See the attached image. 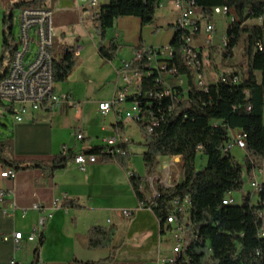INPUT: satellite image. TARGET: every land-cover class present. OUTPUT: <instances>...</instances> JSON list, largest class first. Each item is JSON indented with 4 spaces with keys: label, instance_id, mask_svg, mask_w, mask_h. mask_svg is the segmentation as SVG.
Wrapping results in <instances>:
<instances>
[{
    "label": "trees",
    "instance_id": "obj_1",
    "mask_svg": "<svg viewBox=\"0 0 264 264\" xmlns=\"http://www.w3.org/2000/svg\"><path fill=\"white\" fill-rule=\"evenodd\" d=\"M44 4L46 0H31ZM161 0H110L100 8L96 19V31L101 39L99 54L105 61L112 60L118 46L111 42L109 47L102 43L108 29L116 20L123 17H137L143 26L153 24ZM205 17L212 18L213 9L217 6L231 8L236 19L229 22L226 29V47L223 49V60L231 61L233 51L246 35V48L249 55L247 75L239 71L240 65L230 72L217 75L215 81L208 79L209 66L202 68L198 74V83L194 69L189 66L182 54L186 44V30L175 25V33L170 42L174 47V56L167 58L170 67H176L175 75L186 80V94L174 99L157 100L155 111L163 115L160 125L152 132L143 130L146 151L143 161L150 175L161 157L182 156L184 177L172 188L156 185L159 196L146 200L143 184L146 177L133 172L130 182L137 199L150 207L163 225L172 207L173 200L185 197V213L179 216L183 223L189 243L182 247V257L174 264H264V240L258 236L261 224L258 211L264 210V183L253 202L252 193L243 196L242 204L224 203L228 194L241 191L244 186V172L253 177V171L260 169L264 161V25H248L250 19H264V0H188ZM3 24L8 26L3 32V47L6 50L1 62L8 60L4 72L9 67L11 58L18 47L10 44L12 37V13H4ZM199 24V22H197ZM197 35H193V39ZM263 45V49L258 48ZM78 61L74 51L67 46L60 59H54L53 74L55 83L68 80ZM150 64L149 54L137 53L129 61L127 71L141 74L144 84L146 71ZM4 74V73H3ZM3 74H0V79ZM205 78L208 88L205 91ZM178 92H182L178 88ZM181 94V93H180ZM138 100L144 102V95ZM172 110L169 111V107ZM15 113L13 106H7ZM159 108L162 110L159 112ZM116 132L123 136V123L114 125ZM143 129V126L140 125ZM241 129L245 135V156L238 162L231 152L224 153V145L231 139L230 130ZM131 140H122L119 148L124 154L105 157L106 162L115 161L128 169L131 159L129 146ZM105 146H95L87 153L98 154ZM12 146L8 141H0V162L12 167L15 171L40 169L44 175L53 178L58 170L67 168L76 157V153L55 155L52 160L15 161L10 157ZM187 216V217H186ZM115 229L102 226L92 227L89 231L88 247L92 249L112 248L111 256L100 261H80L74 259L70 264H115L116 248L113 247ZM44 242L43 233L35 250L31 264L40 263V248ZM186 257V258H185Z\"/></svg>",
    "mask_w": 264,
    "mask_h": 264
},
{
    "label": "crops",
    "instance_id": "obj_2",
    "mask_svg": "<svg viewBox=\"0 0 264 264\" xmlns=\"http://www.w3.org/2000/svg\"><path fill=\"white\" fill-rule=\"evenodd\" d=\"M109 1L97 0V6L89 8V2L55 0L54 8L60 11L77 10L81 20L94 27L100 8ZM178 14L176 3L165 0L159 7L153 24L143 26L137 17H123L108 29L102 44L109 47L110 43L114 42L118 51L112 60L103 62L99 57L98 63L111 67L109 77L116 81L113 95L116 87L123 84V73H129L122 69L123 62L131 61L135 50L140 47L169 45L175 33L173 25ZM216 18L227 27L228 18ZM246 24L264 25V20L250 19ZM58 28V31L55 30L56 34L64 37L63 26ZM217 32V36L220 35L221 31ZM222 34L224 35L225 31ZM205 37V32L201 29L193 44L203 48ZM217 44L219 43L214 42L213 46ZM210 47L209 53L215 51V48ZM73 51L75 58L84 52L80 44ZM84 64L85 61L80 63L79 67ZM230 68L234 67L229 66L228 69ZM4 69H0V74L5 73ZM137 84H141L140 75H137ZM64 85L65 83H56V92L62 96L72 95L81 103L80 108L62 103L57 109L45 107L38 111L29 110L21 121H17L14 114L8 110L9 105L0 102V141H8L11 144L10 157L13 160L50 161L64 148L68 153L79 154L95 146H102L105 138L115 139V134L118 133L114 125L118 123L124 124L122 137L128 139V119L118 120L119 116L115 113L103 119L99 112V103L109 101L112 97L98 101L87 111L88 103L80 100L71 89L61 90ZM120 107L126 109L128 105L122 104ZM93 112L101 120L100 132L88 116ZM6 116L12 117L10 125L2 123ZM81 128L84 139L78 140L76 131ZM240 132L241 129H232V133L236 135ZM231 154L239 162L246 153L234 147ZM180 163L183 164V158ZM7 168L12 167L0 162V190L4 192V197L0 199V264L32 263L39 244V237H32V233L42 219L45 220L42 227L44 242L40 248L39 264H70L74 259L84 262L108 259L112 248L88 247L89 231L95 226L115 229V264H162L160 258L172 253L176 244L172 232L175 224H166L164 219L162 225L151 208L139 202L129 177L131 172H135L131 167V159L128 169H124L115 161L106 162L103 159L89 165L86 170H81L73 160L67 168L58 170L52 179L40 169L19 170L13 178H3L1 173ZM253 176L256 177V173H253ZM123 209L135 210L134 217L126 220L122 215ZM16 231L22 232L19 242L13 237Z\"/></svg>",
    "mask_w": 264,
    "mask_h": 264
},
{
    "label": "built area",
    "instance_id": "obj_3",
    "mask_svg": "<svg viewBox=\"0 0 264 264\" xmlns=\"http://www.w3.org/2000/svg\"><path fill=\"white\" fill-rule=\"evenodd\" d=\"M78 2H89V8L97 6V0H77ZM165 0L160 1V6L163 5ZM176 3L179 10L178 17L175 22H180V27L188 32L185 36L186 44L182 48V54L186 63L191 66L196 75V81L198 83V74H202V68L210 66L208 61L207 48L214 45L216 37L215 29L208 28V21L199 19V15H191V9H188V0H172ZM221 18H228V22H232L236 19L233 10L227 6H217L213 9V16ZM53 11L42 6V9H28L24 12H20V43L23 45V49L16 52V60L10 62L8 69L6 70V78H1L2 88H0V102L9 106H13L15 109V119L21 121L23 116L29 111H38L49 107L50 109H57L62 103H66L70 107L80 108L81 103L75 100L72 95H60L56 92V83L54 82L53 74V62H44L40 60V52H53L54 45L53 40L56 36V31L52 24ZM199 22V24L197 23ZM204 27V28H203ZM201 29L205 32V46L203 48L196 47L193 44V35H198ZM35 42L37 45V53L33 56V59L27 62L29 53L31 52V44ZM227 45H224L223 37L219 43V49L222 52ZM260 50L263 49L262 44H258ZM136 53L149 54L150 64L146 71L144 84H137V71L124 72L122 76L123 84L116 87L112 99L99 103V112L104 119L111 113L119 116L118 120L126 118L131 119L138 124V117H134V109H131V101L136 99L137 95H144V109L143 115L150 116L151 124H154L156 129L163 115L156 112L155 105L158 100L159 103L164 98L174 99L180 95L186 94V87L181 84V77L173 75V68L167 64V56H163V46H143L135 50ZM129 61L123 62L122 69L128 66ZM127 71V70H126ZM230 72L231 69H226ZM122 75V74H121ZM219 80V79H216ZM178 88H181L182 92H178ZM208 88V81L205 78V91ZM40 91H48V98L39 99ZM181 93V94H180ZM122 104H127L126 109H121ZM131 109V110H130ZM159 112L162 110L158 109ZM172 110V106L169 107V111ZM231 139L224 145L223 152L228 153L234 147L243 150L242 131L239 134L232 133L230 130ZM76 138L78 140L84 139V132L81 129H77ZM126 141L119 134H115V139L105 138L104 148L98 154L81 152L76 154L74 159L75 164L81 169L86 168L94 163L103 160L105 157L114 154H124L125 151L119 148L121 141ZM128 140V139H127ZM64 154H68L66 148L62 151ZM166 157L160 158L163 161ZM257 169L253 171L255 172ZM13 168H7L2 173L3 178H13L15 175ZM130 174H133L131 172ZM251 178V177H250ZM250 185L253 186V194L256 195L257 185H263L256 177L250 179ZM159 196L157 191H154L152 198ZM4 197V192L0 190V199ZM151 198V199H152ZM150 199V200H151ZM253 199V198H252ZM235 200L232 194H228L223 200ZM254 200V199H253ZM143 205V204H142ZM8 214L7 211H5ZM185 212V197L173 200L172 207L168 209V215L165 218L166 224H175L172 230L176 244L170 255L160 258L162 264H174L180 257H182V225L177 223L179 216L184 215ZM135 210L123 209L122 215L126 220L134 217ZM261 224L258 229V236L264 240V210L258 211ZM45 220L42 219L33 229L32 237L40 238L42 234V227ZM16 242L22 239V232L16 231L13 234ZM18 246V244L16 243ZM186 258V257H185ZM14 263V262H13Z\"/></svg>",
    "mask_w": 264,
    "mask_h": 264
},
{
    "label": "rangeland",
    "instance_id": "obj_4",
    "mask_svg": "<svg viewBox=\"0 0 264 264\" xmlns=\"http://www.w3.org/2000/svg\"><path fill=\"white\" fill-rule=\"evenodd\" d=\"M54 5L55 0H46L44 4L34 3L31 0H0V58L6 52L3 47V32L7 30L8 26H4L2 21L4 13H12L13 15L12 37L10 38V44L12 46L18 47L19 50H22L23 45L20 43V12H22L25 7H51L53 10V27L56 31H58V27L63 26V30L65 32L64 37H62L61 34H56V36L54 37V49L52 52L54 58L59 59L63 55L64 50L67 46H70L71 50L73 51L76 49L78 44H80L84 51L80 57H74L76 61H79V63L75 67L73 73L70 75L71 77L68 78L67 81L63 82L65 83L63 88L60 89H71L72 92L78 98H80V100L88 103V111L89 109H92L93 105L98 101L102 99H111V97L113 96V88L116 81L113 78L109 77L111 67L109 65L107 66V64L104 66L103 63H98V59L102 57L98 52V45L101 39L97 34L96 26L93 27V25L87 22L84 23L81 20L79 11L77 10L60 11L56 10L54 8ZM216 17H214V19H212L211 21L214 23L216 36L218 33L217 31H221V33L220 35L215 37L214 42L220 43L221 38L223 37L222 33L226 29V24L224 26V23ZM245 40L246 35L243 34L238 44L236 45L233 51V56L230 59L231 61L229 62L226 59L223 60L222 53L218 47L219 44H217L216 46H212L213 48H215V51H211L210 53L208 52L210 51L208 50L209 47L206 49V54H208L209 58L208 61L210 62L209 73L207 75L210 81H215L219 73L222 74L226 72L225 70L228 69L226 65L231 64L240 65L239 71H242L243 75H247V72L249 70V55L246 48ZM167 46L168 44L164 45L163 48ZM37 50L38 48L36 43L32 42L31 52L29 53L27 62L33 59V56L35 55V53H37ZM7 61L8 60L5 58L4 63H2L0 59L1 70H3V67H6ZM83 61H85V64L79 67V64L83 63ZM103 62L107 61L103 59ZM88 116L90 117L91 123L94 125L96 130L100 132V118L96 115L95 112L90 115L88 114ZM11 121L12 117L6 116L2 123L4 125H10ZM127 122V138L132 141V144L129 146L131 156V167L135 170V173L139 174L140 176L146 177L147 182L143 184V190L146 198L151 199L154 194V191H156L155 187L157 184H161L165 188H172L183 179L184 168L183 164L180 163L182 162V158L178 156H172L164 159L163 161H159V163L155 167V171L149 175L147 173L143 161V152L146 151L145 146H143V129L139 128L140 125L138 124V126L131 119H128ZM243 158L244 157L240 158V163L243 162ZM255 173L256 179L260 183H264V161L261 164L260 169H257ZM251 178L250 175L247 174V172H244L243 189L241 191H236L232 193L235 199L233 200L234 203L237 202L238 204H242L243 196L248 193H252L253 189L250 185ZM252 198L254 199L253 202H255L258 197L257 195H254ZM182 239L183 245H187L189 243V238L186 230L182 231Z\"/></svg>",
    "mask_w": 264,
    "mask_h": 264
},
{
    "label": "bare ground",
    "instance_id": "obj_5",
    "mask_svg": "<svg viewBox=\"0 0 264 264\" xmlns=\"http://www.w3.org/2000/svg\"><path fill=\"white\" fill-rule=\"evenodd\" d=\"M28 9H42V7H38V8L25 7L22 12ZM188 9H191V15H199V19H204V21H208L209 29H214V23L211 21L212 19L203 16L196 9L193 2L188 1ZM174 25L183 30V28L180 27V22H175ZM226 39H227L226 35L224 34L223 35L224 45H226ZM16 52H19V48H17L16 51L14 52L10 62H14V60H16ZM163 56H167V58L169 59L172 58L174 56V47L169 44L167 47L163 48ZM40 60H44V62H53L52 52H40ZM173 75H175V69L173 70ZM2 78H6V72L3 74ZM184 79L183 77H181V84H183L186 87L187 83ZM0 88H2V81H0ZM137 97H139V95L136 96V99H134V101H131V109H134V117H138V124L143 126V130L146 133H152L155 130L154 124H151L150 116L143 115L144 102L138 100ZM46 98H48V91H40L39 99H46ZM242 141H243V150H244L246 146L244 133H242ZM131 175L132 174H129V176ZM251 187L253 189V186ZM260 190H261V185H257L256 195L259 193ZM252 194H253V191H252ZM224 203L231 204L233 203V200H225Z\"/></svg>",
    "mask_w": 264,
    "mask_h": 264
}]
</instances>
